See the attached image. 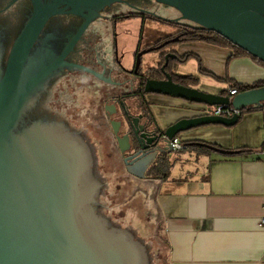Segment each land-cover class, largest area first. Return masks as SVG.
I'll list each match as a JSON object with an SVG mask.
<instances>
[{
    "label": "water",
    "instance_id": "95a60500",
    "mask_svg": "<svg viewBox=\"0 0 264 264\" xmlns=\"http://www.w3.org/2000/svg\"><path fill=\"white\" fill-rule=\"evenodd\" d=\"M127 0H29L31 10L0 74V264H167L168 244L147 169L172 150L187 127L235 125L204 108L245 111L264 103V87L232 97L146 79L147 94L192 103L201 113L163 131L150 112L110 120L101 104L136 91L138 80L113 62L111 18L101 12ZM194 28L215 32L264 64V0H152ZM81 19L60 53L27 68L47 22ZM115 113L113 105L105 106ZM227 155V151L218 150Z\"/></svg>",
    "mask_w": 264,
    "mask_h": 264
},
{
    "label": "crops",
    "instance_id": "0c3cea01",
    "mask_svg": "<svg viewBox=\"0 0 264 264\" xmlns=\"http://www.w3.org/2000/svg\"><path fill=\"white\" fill-rule=\"evenodd\" d=\"M186 45L191 44L183 43L179 47ZM177 46L166 49L168 55L194 53L200 62L190 59L187 61L189 67L181 71L177 70L180 64L177 63L172 73L180 77H196L200 91L229 96L231 101L235 96L229 95L231 85L264 83V67L252 59L241 57L227 64L231 54L228 47L211 46L212 52L205 51L204 55L203 49L196 50L195 46L176 50ZM168 57L172 59L173 56ZM200 69L211 75L202 74ZM164 97L181 100L175 104L166 102L181 110L170 113L161 128L158 123L162 119L155 116V104L145 97L150 113L162 131L181 119L201 115L194 110L198 107L188 101ZM130 101L134 105V100ZM130 101L126 103L130 105ZM250 109L252 111L244 114L235 125L187 127L175 136L183 143L201 141L231 151H246L243 155L171 151L185 153L182 155L184 161H187L186 154L189 156L188 161L193 163L187 173L182 171L177 178H169L175 167L170 168V159L166 155L163 163L155 162L147 169L151 176L145 173L143 180L134 177L139 181L160 183L154 201L168 244L167 264H264V228L259 226L264 217V103ZM211 112L212 108L208 114ZM125 173L131 176L127 171Z\"/></svg>",
    "mask_w": 264,
    "mask_h": 264
},
{
    "label": "rangeland",
    "instance_id": "374dc122",
    "mask_svg": "<svg viewBox=\"0 0 264 264\" xmlns=\"http://www.w3.org/2000/svg\"><path fill=\"white\" fill-rule=\"evenodd\" d=\"M136 5L140 6L141 10H143L141 11V13L147 16L166 20L168 22H173V23L180 22V23L189 24L188 22L179 19L180 15L177 11H175L174 9L168 6L156 3L155 1L137 0ZM129 12L130 10H128L123 6L113 5L108 11H105L103 15L110 17L112 15L127 14ZM67 19L68 18L60 17L57 18V21H62ZM23 23H24L23 20H21L19 24L15 22L13 27H10L11 29L10 36H15L16 34H18L20 29L22 28ZM173 31H174L173 26H170L169 24H160L158 22H152L150 20H143L140 17L128 18L122 22L112 24L111 37L113 40L116 41L117 53L120 58L121 66L127 71L131 70L134 66H138L144 70L156 66L158 55L152 52H147V50L149 49L148 47L155 41L167 35H170ZM190 44L191 45H189V47H187V45L179 47L178 45L175 49L187 50V48H191L195 46L196 50L199 49L200 51H202L203 49V54L205 55V51H209V53L212 52L211 46L218 48L217 46L206 44L203 42L190 43ZM184 67H189L187 62L182 64L180 63L178 65L177 70L181 71L183 69H186ZM195 87L198 89V84ZM146 97H148L147 98L148 101L153 102L155 104L153 106L156 113L155 116L158 115V117H161L162 119V121L158 123L159 128L163 126V121L166 120L167 117H169L170 113H173L175 109L181 110L179 108H175V105L173 106L172 104L169 105V103H166L167 101L173 102L174 104L175 102L181 103V100H175L154 94H148ZM129 104L133 108V102L130 101ZM185 106H187L186 102H185ZM192 106L193 105H191V107ZM209 111L210 108L203 109L204 113H209ZM183 154L185 155V153H172V152L168 154V158L170 159L169 162L170 168L175 167V171L173 170L172 172L169 173V178H173L174 176L177 178L178 176L181 175L182 171H184L183 174L187 173V169L193 163L192 161H188L189 156L187 154H186L187 161H184L183 158L185 157H182ZM146 176H151L150 170H147Z\"/></svg>",
    "mask_w": 264,
    "mask_h": 264
},
{
    "label": "flooded vegetation",
    "instance_id": "af4514ba",
    "mask_svg": "<svg viewBox=\"0 0 264 264\" xmlns=\"http://www.w3.org/2000/svg\"><path fill=\"white\" fill-rule=\"evenodd\" d=\"M136 1L137 0H127L124 3L112 4L109 7H106L101 12V14H103L105 11H108L113 5L123 6L128 10H130L129 13L131 12L141 13V11L143 10H141L140 6L136 5ZM30 10H31V5L29 0H0V74L4 70L5 62L10 47L17 36V34L15 36H10L11 33L10 27H13L15 22L18 24L20 23L21 20L25 22L27 16L30 13ZM114 16L116 15H112L109 17L111 18V25L116 24L115 22H113ZM60 17H65L68 19L57 21V18ZM80 24H81V19L73 16H56L51 18L45 25L42 34L39 36L38 40L33 46V49L30 53L29 60L27 63V68L31 67L39 70L41 64L46 65L47 63L51 62V60H53L60 53L61 49L63 48L64 44L67 41V37L73 34ZM112 51H113V62L117 70L126 76L138 80V86H137L138 89L140 84V77H138L139 74L138 69L140 67L134 66L131 70L127 71L121 66L120 58L117 53L116 41L113 39H112ZM124 95L126 94H121L116 97L106 98L105 100H103L101 104V110L104 114L105 121L113 141H115V138L113 136L112 128L110 126V120H117L123 123L126 122L127 116L132 118L142 114L144 117L148 112H150L149 107L148 108L147 106L142 107L141 105H139V101L137 99H130V100H134V105L132 108L131 105H128L126 103L128 100L123 99ZM110 103H112L113 106L115 107V113L113 114L110 113L111 109L109 107L108 109H105V106L111 105ZM115 150L119 155L122 167L126 171V165L124 164V157L126 155L123 156L119 152L118 147L116 146H115ZM164 161L165 159L163 158V160H160L158 163H163Z\"/></svg>",
    "mask_w": 264,
    "mask_h": 264
},
{
    "label": "trees",
    "instance_id": "16d2710c",
    "mask_svg": "<svg viewBox=\"0 0 264 264\" xmlns=\"http://www.w3.org/2000/svg\"><path fill=\"white\" fill-rule=\"evenodd\" d=\"M142 18L143 20H150L152 22H158L160 24H169L170 26H173L174 32H172L170 35H167L157 41H155L153 44H151L147 50V52L152 53H158V64L154 67L148 68V69H138V77H140V84L138 89L134 93L126 94L123 96L124 100H130V99H137L139 101V105L142 107L147 106L149 107V104L145 101V97L148 95L144 92L143 87L146 79H164V76L161 72V67H163L165 63V57L168 55V52L165 49L170 48L173 45H179L183 43H192V42H203L206 44H211L219 47H228L231 50V54L229 55L227 59V64L230 63L232 60L236 58L241 57H248L252 59L253 61L257 62L259 65L264 67V64L260 61H258L256 58L250 56L248 53H246L244 50L240 49L239 47L233 45L226 39H224L222 36L218 35L215 32L207 31L204 29H198L194 28L193 26H190V24L187 23H173L168 22L166 20L154 18V17H148L143 13H136L131 12L128 14L123 15H116L113 17V22L118 23L122 22L125 19L128 18ZM190 59H196L198 62V56L194 53H185L182 56L175 55L172 57H167L166 62L167 64L164 66V71L169 73L172 76V79L175 83L184 85V86H196L197 85V78L194 76H185L180 77L176 76L172 73V69L175 67L177 63H185ZM200 72L205 75H211V73L204 71L203 69H200ZM218 80L226 81L227 79L223 78H217ZM264 87V83H254L251 85H239V84H233L231 85V89H236L237 92H244L251 89L261 88ZM252 109H248L241 112V115H239V119L241 117L251 112ZM184 149L185 150H191L197 154H206L210 153L211 151H218L223 150L227 151L229 156H238L243 155L246 151H231L229 149H224L222 147L204 143V142H198V141H190L185 142Z\"/></svg>",
    "mask_w": 264,
    "mask_h": 264
},
{
    "label": "built area",
    "instance_id": "2783aa9c",
    "mask_svg": "<svg viewBox=\"0 0 264 264\" xmlns=\"http://www.w3.org/2000/svg\"><path fill=\"white\" fill-rule=\"evenodd\" d=\"M237 91L236 89H230L229 90V95L233 96L236 95ZM212 115L214 116H224V117H231L232 115H241L240 110H235L232 106H216L212 108ZM170 148L172 151H181L184 149V144L182 142L174 137L170 140ZM259 226L264 228V217L260 219Z\"/></svg>",
    "mask_w": 264,
    "mask_h": 264
}]
</instances>
